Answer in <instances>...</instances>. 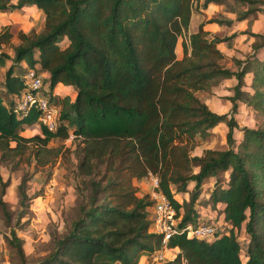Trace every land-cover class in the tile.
<instances>
[{"label": "trees", "instance_id": "obj_1", "mask_svg": "<svg viewBox=\"0 0 264 264\" xmlns=\"http://www.w3.org/2000/svg\"><path fill=\"white\" fill-rule=\"evenodd\" d=\"M192 1L0 0V13L36 8L43 14L39 32L19 31L12 54L0 50V65L10 61L0 85V161L19 158L29 148L27 160L45 164L60 150L48 142L65 139L69 131L80 143L74 216L32 264H138L141 255L152 256L160 248L161 234L151 230L152 200L147 192L136 194L133 179L155 173L156 189L173 207L177 226L195 225L203 220L194 207L203 183L227 169L225 185L214 180L206 198L223 204L219 213L229 223L225 232L210 240L173 234L166 246L178 250L161 264H264V56H256L264 32L249 30L264 0H219L236 19L246 18L243 31L254 38L250 53L233 58L236 70L220 62L223 54L216 46L233 33L209 36L203 21L180 41L181 56L176 57L174 47L186 31ZM11 35L7 27L0 30V45ZM63 38L67 42L58 44ZM36 64V71L48 73L43 91L58 116L54 130L38 123L39 131L28 136L23 126L38 122L39 111L32 107L20 115L12 107L23 88V73ZM247 72L249 90L242 88ZM230 76L236 82L226 97L228 112L212 111L196 91H209ZM57 83L73 89L74 97L53 93ZM239 102L263 119L241 126L235 142ZM220 121L226 125V146L190 154ZM24 181L17 185L18 203L27 206ZM6 183L0 178V208L8 214L1 198ZM242 222L243 248L235 236ZM9 232V253L24 264L22 238L13 228Z\"/></svg>", "mask_w": 264, "mask_h": 264}, {"label": "rangeland", "instance_id": "obj_2", "mask_svg": "<svg viewBox=\"0 0 264 264\" xmlns=\"http://www.w3.org/2000/svg\"><path fill=\"white\" fill-rule=\"evenodd\" d=\"M240 8L242 7L240 6ZM42 26L43 14L41 10L36 8L15 9L11 12L0 13V30L7 27L12 33L9 43L1 44L0 50L6 51L11 55V46L19 41L17 37L19 31H23L26 34L37 33L42 29ZM66 42L67 40L63 38L58 44L64 45ZM175 48L179 52L181 44L176 42ZM223 63L229 64L230 60L224 59ZM9 64L10 61L7 59L3 65H0V85L3 80L4 71ZM21 66L25 67L26 65L24 62H21ZM42 86L44 89H47L46 84L43 83ZM218 86L213 88V91L209 93L196 91V95L212 111L226 113L229 110V103L226 100L227 95H219V93H226V90ZM228 86L225 84L224 88H228ZM237 114L239 115L236 117ZM237 114L235 115L237 128L233 129L235 142L240 138L241 132L239 130L241 126L245 124L255 126L263 119L261 114L254 113L246 106L237 111ZM35 123L27 129L23 128V133L29 136L38 132L39 124L38 122ZM211 131V136L205 139H198V144L189 151L190 154L200 153V148L202 147L223 148L226 146L224 137L226 131L225 122L222 121L216 124ZM79 144L78 139L68 141L57 137L52 138L48 142V145L60 146V150L55 157L45 164H36L33 158L27 160L26 156L28 155L29 148L19 158L16 157L9 162L0 161V178L7 182L3 188L4 192L1 198L5 202V208L8 211V214L4 213L0 208V264H21L20 259L9 253L10 247L6 242V237H10V228H13L16 235L22 238L21 246L25 254L24 264H32L52 248V236L63 232L69 219L74 216L73 208L77 195L75 184L78 182V176H76L78 152L76 151ZM228 170L220 171L218 176L213 179L212 184H203L202 191L196 200V202L198 201V208H204V212L211 213L212 216L214 215L213 221L221 219L218 216V208L221 205H218V203L212 204L206 198L210 191L209 188H212L214 185V180L217 179L218 184L225 185ZM22 177L25 180L24 190L28 199L27 206L18 203L17 185ZM142 179L146 181V178ZM135 186L136 193L142 194L144 190H147L142 185V187L139 185ZM183 195L187 196L185 193ZM206 207L209 208L206 209ZM21 210H23V213H20ZM235 236L243 248L247 241L243 222L239 228L235 229ZM240 256L244 260L243 249L240 252ZM163 259L164 257L154 260L150 257L142 261L141 264H159L158 261Z\"/></svg>", "mask_w": 264, "mask_h": 264}, {"label": "crops", "instance_id": "obj_3", "mask_svg": "<svg viewBox=\"0 0 264 264\" xmlns=\"http://www.w3.org/2000/svg\"><path fill=\"white\" fill-rule=\"evenodd\" d=\"M214 17L220 18L221 22L218 23L215 21H210V22L205 21L208 18H214ZM225 19L230 20V22L229 23L224 22ZM202 21H203L202 27H203V29H205L209 32L208 33L209 36L215 35L218 37H222V36H228L231 33H233L232 37H230L227 40H221V41L217 42L216 46L223 54V57L221 58L220 62L225 67H228L231 70H236V65H234V63L232 62L233 58L243 59V57L246 54L250 53L251 52V42L254 39L252 35L243 31L244 29H246V26H247L246 18L245 19H236L234 12L225 10L224 4L222 1L210 0L204 4L203 0H193L192 1V9L190 12V17H189V21H188L186 31L181 36H178L176 42L180 43V41L182 39H184L186 41V36L188 35V33L195 31L197 28V25ZM249 30L252 32H258V33L264 32V8H261L259 11H255L253 13L252 21L249 24ZM174 50H175L176 57H180L181 56V50L179 52L177 51L176 48ZM256 56L259 58L264 56V46H262L257 51ZM224 59L230 60V63L224 64L223 63ZM37 66L38 65L36 64L35 67H37ZM40 73L42 75V78H45L48 76V73L46 71L41 70ZM249 81H250V73L247 72L244 74V77H243V85H242L243 89H246V90L250 89L249 88ZM235 82H236V79L234 76L222 78V79L218 80L216 83H214L213 85H211L209 91H203V92L209 93V92L213 91V88H216V86L219 85L218 87H221L223 90H226V93H219V95H223V96L227 95L228 96L232 93L231 87L235 84ZM44 84H46V83H44ZM225 84L229 85L228 88H224ZM53 93H56L59 96L65 94V93H69L70 99H72L74 97V94H75L73 89H71L67 86H64L61 83H57L56 85H54ZM226 100L228 101L227 98H226ZM228 103H229L228 107H230V102L228 101ZM245 106L246 105L244 103L239 102L238 106H237V111L243 109V107H245ZM237 111L234 113V118H235V115L237 114ZM238 115L239 114H237L236 117ZM221 122L222 121H220L218 123H221ZM34 124H36V123H32L30 125H24L23 127H24V129H27L31 125H34ZM247 126H250V125L247 124ZM24 135H26V134H24ZM202 148H204V147H202ZM202 148H200V152H201ZM195 169L196 168H194V170ZM213 179H214V176H209L203 184H206V183L212 184ZM133 184L139 185L140 187H142V186L146 187L147 190H144L143 193H146L148 191V183H147V181H145L142 178L133 179ZM191 185H192V182H189L187 185V188H190ZM184 193L186 194V192H184ZM136 194L141 195L139 192ZM206 204H208V203L206 202ZM218 205H221V207H222L223 204L218 203ZM194 207L196 208L200 218H202L203 220H206V221L209 220L210 222L213 221L214 215L212 216L211 213H207L206 211L204 212L203 211L204 208H198L197 203H195ZM221 207L218 208V211ZM207 208H209V207H206V209ZM212 212H213V210H212ZM215 213L217 214L216 211H215ZM221 215L222 214L218 212V216H221ZM221 218L223 219L222 216H221ZM177 250L178 249L175 247L165 248V249L159 248L155 253L159 252L165 259L166 257H168V258L173 257L174 254L177 252ZM168 253H170V255H168ZM152 256L141 255L139 258L138 264H141L142 261H144L146 258H150V257L152 258ZM154 260H156V259H154ZM161 262H162V260L158 261L159 264H161Z\"/></svg>", "mask_w": 264, "mask_h": 264}, {"label": "built area", "instance_id": "obj_4", "mask_svg": "<svg viewBox=\"0 0 264 264\" xmlns=\"http://www.w3.org/2000/svg\"><path fill=\"white\" fill-rule=\"evenodd\" d=\"M36 67H28L23 73V88L20 96L15 100L12 110L16 114L25 115L32 107L39 111L37 121L43 124L48 130H54L57 124L58 110L55 105L48 101V92L43 91L42 75L36 71ZM72 133L69 131L65 140H72ZM148 183V195L152 200V222L151 230L161 234V249L168 248L166 242L168 238L176 233L185 232L188 235L210 240L225 232L228 225L221 216L220 220L206 222L200 220L197 224L185 223L183 226H177V218L174 217V210L168 199L163 193L158 191V178L153 172L148 171L146 176ZM163 256L157 252L153 254V259H161Z\"/></svg>", "mask_w": 264, "mask_h": 264}]
</instances>
